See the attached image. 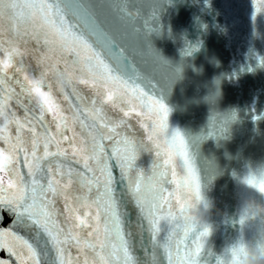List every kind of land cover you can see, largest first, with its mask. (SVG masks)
I'll return each mask as SVG.
<instances>
[{
  "label": "water",
  "instance_id": "1",
  "mask_svg": "<svg viewBox=\"0 0 264 264\" xmlns=\"http://www.w3.org/2000/svg\"><path fill=\"white\" fill-rule=\"evenodd\" d=\"M39 3L55 32L18 25ZM2 16L68 138L0 71V264H75L73 208L102 264H264V0H0Z\"/></svg>",
  "mask_w": 264,
  "mask_h": 264
},
{
  "label": "flooded vegetation",
  "instance_id": "2",
  "mask_svg": "<svg viewBox=\"0 0 264 264\" xmlns=\"http://www.w3.org/2000/svg\"><path fill=\"white\" fill-rule=\"evenodd\" d=\"M40 6L41 7L37 15H33L32 13L34 8L32 5L28 4L26 7L30 11H32L30 15L31 16L33 15V17L31 18V16H28L26 19L23 18L21 23H19L18 25L22 27L35 25L37 29L44 31L45 33L55 32V28L51 31L50 28L46 25L44 19L41 18L42 16L46 20L50 21L48 10L42 4H40ZM4 17L5 16H2L0 20H2ZM16 24H17L16 20L12 22L11 25L12 28H14ZM0 28H3L1 23H0ZM30 39H32V41L33 40L36 41L37 43L34 53H40L41 51H39V45H38L39 40L35 38H30ZM0 71L15 86L17 85L24 93H26L36 104L43 107L55 119L56 124L58 126V131L62 135V137L68 138L66 135L67 128L64 125L65 117L62 115V113L59 112L58 107L52 98L48 83L46 82L43 75L36 73L34 69L25 68L23 64H21L14 58L13 54L10 51L9 52L6 51L3 47L1 48V46H0ZM79 81L81 83H86L90 86H93V83L91 81L86 82V79ZM106 84L115 86V84L117 83L115 81L107 80ZM107 97H108L107 99L113 98L111 94L110 96L108 95ZM118 103L124 104L122 106L123 109H125L126 107L125 104H130L125 99H122V101L119 100ZM0 153L5 157L4 164L7 163L6 161L7 155L4 154L1 149H0ZM0 186L10 188L13 186V184L12 182H10L9 185L8 183L6 184L5 182H1ZM72 212L76 217V224H77L76 227L77 229L73 231L76 232L75 234L79 235L81 240L82 241L84 240V242H86L87 238H89V241L87 240L89 245L86 242V244H83L82 247H78L76 249L78 258L76 261H74L75 264H102L101 261L96 259L100 255L99 251L95 250V247L99 245L98 238L101 236V230L96 227L95 218H94L93 228L90 231L89 229L81 228L82 224L87 225L86 216L88 215L89 211H85L84 216H80L74 208L72 209ZM90 246H93L91 247V250L89 249ZM21 259L22 261H25V258L22 257Z\"/></svg>",
  "mask_w": 264,
  "mask_h": 264
},
{
  "label": "rangeland",
  "instance_id": "3",
  "mask_svg": "<svg viewBox=\"0 0 264 264\" xmlns=\"http://www.w3.org/2000/svg\"><path fill=\"white\" fill-rule=\"evenodd\" d=\"M0 162L2 163V160H1V157H0ZM7 177H6V175H5V172H4V170H2L1 168H0V183L1 182H5L6 184H7ZM3 188H6V187H4V186H0V189H3Z\"/></svg>",
  "mask_w": 264,
  "mask_h": 264
},
{
  "label": "trees",
  "instance_id": "4",
  "mask_svg": "<svg viewBox=\"0 0 264 264\" xmlns=\"http://www.w3.org/2000/svg\"><path fill=\"white\" fill-rule=\"evenodd\" d=\"M3 156V155H2ZM4 162H5V157L3 156V161H2V163L0 162V168L3 170V164H4Z\"/></svg>",
  "mask_w": 264,
  "mask_h": 264
}]
</instances>
